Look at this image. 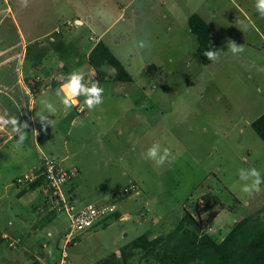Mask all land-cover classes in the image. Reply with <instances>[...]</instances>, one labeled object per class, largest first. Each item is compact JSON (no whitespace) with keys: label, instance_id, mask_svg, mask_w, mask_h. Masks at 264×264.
Listing matches in <instances>:
<instances>
[{"label":"rangeland","instance_id":"1","mask_svg":"<svg viewBox=\"0 0 264 264\" xmlns=\"http://www.w3.org/2000/svg\"><path fill=\"white\" fill-rule=\"evenodd\" d=\"M255 2L28 0L23 7L21 0H0V10L12 12V18L0 16V30L7 35L2 43L25 44L27 66L40 62L47 72L58 69L56 74L63 76L81 69L86 79L104 88L101 105L94 110L85 106L81 116L75 112V126L71 120L58 132L50 126L55 140L45 144L42 139L41 144L47 147L44 156L58 161L69 156L85 173L77 209L115 205L116 212L129 217L76 233L65 249L69 218L64 212L53 216L46 231L31 236L36 247L30 251L51 254L45 264H59L64 249L71 264H103L112 254L122 260L120 250L138 237L169 233L185 211L196 216L208 194L219 205L197 219L218 241L236 222L264 208V184L259 193L247 194L238 176L240 168L255 167L264 178V142L251 127L264 114V16ZM193 14L209 24L220 51L210 65L202 64L189 28ZM96 40L110 48L131 83L116 82L110 65L100 68L102 80L96 79L100 75L88 63ZM229 40L244 51L232 54ZM151 65L157 67L153 73L146 71ZM45 96L53 97L49 91L35 97L36 112ZM79 105L84 106L83 97ZM155 142L171 150L170 163L157 166L144 158ZM133 185L136 191L119 200L118 193ZM9 220L18 218L0 208V233ZM42 239L48 241L45 249ZM17 241V236L0 241V264H5L2 257L15 255L29 263L23 248L8 247Z\"/></svg>","mask_w":264,"mask_h":264},{"label":"crops","instance_id":"2","mask_svg":"<svg viewBox=\"0 0 264 264\" xmlns=\"http://www.w3.org/2000/svg\"><path fill=\"white\" fill-rule=\"evenodd\" d=\"M2 14L4 18H10L12 16L11 9L9 7L1 9L0 16ZM4 18H0V25ZM6 38V33L0 30V109L6 108L11 115L19 117L22 123L27 121L29 128L26 129V140L18 148L16 147L18 137L10 135L7 129L0 131V208L2 213L10 210L18 218V220H9L7 222L5 229L0 233V241L6 242L4 240L5 236L9 240L11 237L17 236L18 245L29 256V263L27 264H33L34 262L45 264V262H51V254L45 256L41 255V253L30 251L36 247L31 236L34 234L36 237V232L46 231L47 226L53 222V216L58 215V213L52 210V205L41 187L34 190L17 188L15 181L23 174L40 167L42 157L47 149L46 145L45 147L42 146L41 140H47L45 144L55 140L54 135L56 132H52L50 126L48 130H45L38 121L37 116L44 109L40 103V110L36 112V107L39 104L36 103V99L42 97L48 91L52 93L53 97L48 101L57 107V113H59L57 119L55 116L52 117L57 132L58 128L65 127L64 123L70 120L71 126H75L78 123L74 115L76 106L71 109H65L55 96V91L60 87L61 82L53 81L52 79L57 75L58 69L47 72L46 67L40 62L35 63L34 66L33 64L27 66L29 57L27 46L20 43L14 46L3 44L2 42L7 41ZM97 43L90 49L89 54ZM47 98L45 96L42 100H47ZM71 133V130L67 131L70 136ZM72 154L73 156H78L77 153ZM69 160L70 157L67 156L62 161L64 167L76 169L78 176L65 186L64 191L66 194L72 195L74 202H77L80 200L81 195L80 183L84 182L86 178L85 173L79 166L70 163ZM13 188L17 191H13ZM2 205L7 206V208L2 207ZM116 213L120 215V220L129 218L128 214L122 216L118 210ZM49 233L47 232V237L52 236V233L51 236ZM46 241L42 239V246L40 245L42 249L47 248L48 241ZM2 260L5 261V264H26L20 256L16 255L13 257H2Z\"/></svg>","mask_w":264,"mask_h":264},{"label":"trees","instance_id":"3","mask_svg":"<svg viewBox=\"0 0 264 264\" xmlns=\"http://www.w3.org/2000/svg\"><path fill=\"white\" fill-rule=\"evenodd\" d=\"M188 25L197 37L202 64L210 65L213 61L208 60L204 52L216 50V43L209 24L200 15L193 14ZM88 63L98 71L100 78L103 75L99 69L104 65H110L116 71V82L133 81L132 76L103 41H98L90 52ZM156 70L157 67L151 65L146 71L153 73ZM100 78L96 79L102 80ZM251 127L264 142V114L256 119ZM41 185L40 181L27 189L34 190ZM217 205H219L217 197L212 194L204 196L201 208H197L196 216L185 211L169 233L155 237L142 235L120 250L122 260H118L117 256L112 254L103 264H264V208L236 222L228 235L218 241L205 231V225L197 219ZM115 219H120L118 213L106 217L94 227L108 224Z\"/></svg>","mask_w":264,"mask_h":264},{"label":"clouds","instance_id":"4","mask_svg":"<svg viewBox=\"0 0 264 264\" xmlns=\"http://www.w3.org/2000/svg\"><path fill=\"white\" fill-rule=\"evenodd\" d=\"M22 6H28V0H21ZM255 7L257 12L264 16V0H256ZM141 43V47H144ZM228 50L236 55L244 51L243 45H237L234 41H228ZM204 55L208 60L216 62L220 58V51L215 49L206 50ZM55 96L65 109H71L80 103V98L83 97V105L89 110L96 109L104 102V88L98 81L86 79L85 73L81 69L71 71L60 87L56 89ZM41 105L44 111L38 115V119L42 127L46 130L48 126H54L52 117L57 113V107L48 100H41ZM29 128L27 121L21 122L19 117L11 115L9 111L0 109V131L7 129L12 136L18 137L16 147L18 148L26 140V129ZM144 158L154 162L157 166H163L170 163L174 158L171 150L161 146L160 143H152L143 154ZM239 180L244 182L241 191L247 194L259 193L261 185L264 184V178L255 167L240 168L238 170ZM51 236V233H49Z\"/></svg>","mask_w":264,"mask_h":264},{"label":"built area","instance_id":"5","mask_svg":"<svg viewBox=\"0 0 264 264\" xmlns=\"http://www.w3.org/2000/svg\"><path fill=\"white\" fill-rule=\"evenodd\" d=\"M65 78L62 74H57L52 80L62 83ZM76 112L78 115H84L86 112L85 106L78 104L76 106ZM77 175L78 171L76 169L65 168L62 161L43 156L38 169L23 174L15 181L16 187L22 189H27L31 185L41 181V188L51 203L52 210L58 214L62 212L67 214L70 221V232L65 236V249L73 242V237L76 233L92 229L97 223L116 212L115 205L97 206L89 204L77 209L74 204V197L66 194L64 191L65 186L70 184ZM135 191L136 187L133 185L119 192L117 197L119 200H122ZM4 240L9 241L7 236L4 237ZM8 247L10 249H16L18 243L9 242ZM65 249L62 252L59 264H71L67 262Z\"/></svg>","mask_w":264,"mask_h":264},{"label":"water","instance_id":"6","mask_svg":"<svg viewBox=\"0 0 264 264\" xmlns=\"http://www.w3.org/2000/svg\"><path fill=\"white\" fill-rule=\"evenodd\" d=\"M77 23H78V24H81V22H80V21H78Z\"/></svg>","mask_w":264,"mask_h":264}]
</instances>
